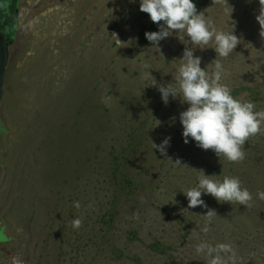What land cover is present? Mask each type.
Returning a JSON list of instances; mask_svg holds the SVG:
<instances>
[{"label":"rangeland","instance_id":"374dc122","mask_svg":"<svg viewBox=\"0 0 264 264\" xmlns=\"http://www.w3.org/2000/svg\"><path fill=\"white\" fill-rule=\"evenodd\" d=\"M139 4L20 2L0 105V229L9 239L0 264H207L195 251L201 242L230 244L228 264H264V200L256 195L264 191V126L239 162L184 144L179 115L188 105L176 77L186 45L174 33L159 51L149 41L138 46L152 24ZM259 10L258 0H206L197 12L240 44L227 58L214 42L193 46L209 75L221 61L220 83L255 111L264 110ZM145 65L157 85L177 90L166 105L145 81ZM165 137L162 156L151 142ZM200 170L218 181L238 177L250 206L202 195L207 207L189 208L184 194ZM209 209L217 216L204 233Z\"/></svg>","mask_w":264,"mask_h":264},{"label":"clouds","instance_id":"9594fccd","mask_svg":"<svg viewBox=\"0 0 264 264\" xmlns=\"http://www.w3.org/2000/svg\"><path fill=\"white\" fill-rule=\"evenodd\" d=\"M226 2V0H225ZM259 14L255 17L259 24L261 38H264V0H258ZM139 10L146 13L150 21L158 25V31L146 32L145 38L157 51L159 43L175 33L176 37L186 45L179 61L176 77L178 91L183 96L188 107L179 115L182 126L184 144L190 141L202 150H212L219 158L228 162H239L245 158L243 146L250 137L258 135L264 126V110L255 111L252 102H240L231 95V90L220 83L224 66L220 60L214 59V71L209 75L201 68V57L194 55L193 46L215 44V53L221 58H227L240 44V39L231 32L217 31L214 22L205 13L197 12L193 0H140ZM232 12V9H231ZM179 34V35H178ZM191 45V47H187ZM148 69L143 73L145 81L151 80V85L157 87L162 102L166 105L170 97L177 95V90L170 83L157 85L155 78ZM145 88V87H144ZM158 122V121H157ZM159 123V122H158ZM171 137H165L159 144L151 142L152 148L162 156L167 155ZM175 164L181 167L180 160ZM199 182L184 195L189 208L207 207L201 199L202 195H211L218 203H236L250 206L253 200L248 189L241 186L238 177L225 176L222 181L214 179L215 175L207 176L203 170ZM257 198L264 200V191L257 192ZM76 208L80 207L75 202ZM205 217L204 233L209 231L212 218L217 214L209 209ZM73 228L81 226L79 218L71 221ZM197 254L207 258V264H228L235 260V252L230 244L216 245L201 242L195 246Z\"/></svg>","mask_w":264,"mask_h":264},{"label":"trees","instance_id":"16d2710c","mask_svg":"<svg viewBox=\"0 0 264 264\" xmlns=\"http://www.w3.org/2000/svg\"><path fill=\"white\" fill-rule=\"evenodd\" d=\"M20 1L21 0H0V34L9 44L13 42L17 34ZM193 2L197 10L206 5V0H193ZM158 30V25L154 23L141 29L138 33L137 45L143 46L148 42L145 38L146 32H156ZM153 246L157 247L159 245L154 243Z\"/></svg>","mask_w":264,"mask_h":264},{"label":"water","instance_id":"95a60500","mask_svg":"<svg viewBox=\"0 0 264 264\" xmlns=\"http://www.w3.org/2000/svg\"><path fill=\"white\" fill-rule=\"evenodd\" d=\"M10 44L8 41L4 40L0 34V105L4 93V83L6 77V64L8 61ZM0 239H5L3 234L0 233Z\"/></svg>","mask_w":264,"mask_h":264},{"label":"flooded vegetation","instance_id":"af4514ba","mask_svg":"<svg viewBox=\"0 0 264 264\" xmlns=\"http://www.w3.org/2000/svg\"><path fill=\"white\" fill-rule=\"evenodd\" d=\"M21 1H22V0H21ZM21 1H20V2H21ZM11 45H12V42H11V44H10V47H11ZM0 233H2L3 236H4V238H5V239H0V244H3V243L8 242L9 239L7 238V236L4 235L2 229H0ZM3 251H4V248L0 247V253L3 252Z\"/></svg>","mask_w":264,"mask_h":264}]
</instances>
